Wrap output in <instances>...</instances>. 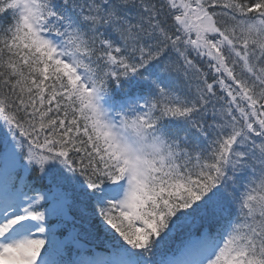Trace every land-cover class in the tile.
Here are the masks:
<instances>
[{
    "label": "snow or ice",
    "instance_id": "1",
    "mask_svg": "<svg viewBox=\"0 0 264 264\" xmlns=\"http://www.w3.org/2000/svg\"><path fill=\"white\" fill-rule=\"evenodd\" d=\"M0 264H264V0H0Z\"/></svg>",
    "mask_w": 264,
    "mask_h": 264
},
{
    "label": "trees",
    "instance_id": "2",
    "mask_svg": "<svg viewBox=\"0 0 264 264\" xmlns=\"http://www.w3.org/2000/svg\"><path fill=\"white\" fill-rule=\"evenodd\" d=\"M73 215H75V212H73ZM97 250H102V245H97Z\"/></svg>",
    "mask_w": 264,
    "mask_h": 264
}]
</instances>
